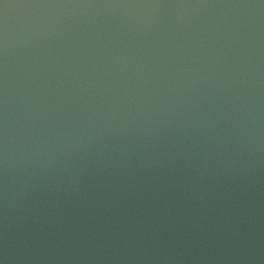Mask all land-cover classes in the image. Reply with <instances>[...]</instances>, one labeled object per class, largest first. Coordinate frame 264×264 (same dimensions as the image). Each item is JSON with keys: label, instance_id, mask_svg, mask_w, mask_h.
Returning <instances> with one entry per match:
<instances>
[{"label": "clouds", "instance_id": "obj_1", "mask_svg": "<svg viewBox=\"0 0 264 264\" xmlns=\"http://www.w3.org/2000/svg\"><path fill=\"white\" fill-rule=\"evenodd\" d=\"M0 264H264V0H0Z\"/></svg>", "mask_w": 264, "mask_h": 264}]
</instances>
